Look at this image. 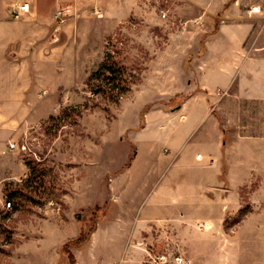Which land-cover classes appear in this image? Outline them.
<instances>
[{
  "label": "rangeland",
  "instance_id": "obj_1",
  "mask_svg": "<svg viewBox=\"0 0 264 264\" xmlns=\"http://www.w3.org/2000/svg\"><path fill=\"white\" fill-rule=\"evenodd\" d=\"M16 1L0 0V146L18 141L11 149L26 166L0 157V264H77V254L84 264H154L161 253L175 264L174 252L196 264L179 229L166 228V243L154 244L146 228L133 232L134 217L160 211L157 202L167 196H192L181 183L213 175V168L187 162L207 123L187 135L181 104L200 90L207 39H225L245 25L252 36L244 48L258 44L264 16L249 9L259 0H38L39 8L29 0L31 11L14 17ZM63 6L72 13L57 23L54 12ZM107 52L126 68L122 95L93 89ZM234 94L221 123L263 132L264 103ZM20 96L30 103L25 114L8 102ZM199 108L193 103L188 116ZM11 190L20 193L11 197ZM173 204L169 211L184 205ZM245 216L226 215L224 232L236 233ZM99 225L92 251L86 246ZM188 240L198 246V233ZM217 250L216 241L204 244L208 257Z\"/></svg>",
  "mask_w": 264,
  "mask_h": 264
},
{
  "label": "crops",
  "instance_id": "obj_2",
  "mask_svg": "<svg viewBox=\"0 0 264 264\" xmlns=\"http://www.w3.org/2000/svg\"><path fill=\"white\" fill-rule=\"evenodd\" d=\"M258 3L264 9V0H259ZM36 5L39 8L38 0ZM255 13H261L264 16V11ZM247 30L244 25L240 30L238 29L237 33L230 32L225 39H221L218 35L215 36L218 38L206 40V53L197 67L199 76L197 82L195 81L200 90L188 95L181 104L183 111L179 114L181 117L179 119L183 123L188 122L187 135L189 130L194 131L207 123L198 138V147L189 153L187 162L192 161L198 168L211 167L213 175L181 183V185L185 184L192 196L187 197L183 194V196H167L163 203L157 202L158 207H162L160 211L149 212L143 217H134L133 232L137 233L146 228L152 236L149 241L154 244L166 243V237H164L166 228L171 226L179 229L183 243L188 242V245L195 249L194 252H190L196 264H264V253L262 254L264 249V131L245 132L240 131L239 128L232 131L220 121V116H228V100L233 93L239 98L264 103V26L255 35L258 44L255 43L250 48H244L243 45V42L250 40L252 36ZM216 40H226L229 48L224 46L221 50L216 49ZM232 46L236 49L232 50ZM226 51H228L227 54L223 55ZM233 86L235 91L230 93ZM217 89L226 90L225 93L229 96L225 98L218 96ZM8 102L18 105L23 114L26 113V106L30 104L24 100L23 96L12 97ZM193 103L200 107L195 117L188 116L187 112ZM12 120H9V125L14 124ZM240 123L238 124L240 126L248 125L244 122ZM250 124L253 123H249L248 126H251ZM3 146L5 147L0 146V157L3 155L17 157L20 165L26 166L17 152L10 148L9 143ZM198 154L201 155L198 157ZM244 192L247 193V197ZM246 198H248V204L245 205ZM179 200L184 203L179 211H169L172 206H175L173 202ZM248 205L250 209L242 213V207ZM237 212L246 213V216L236 228V233L224 232V218L228 214ZM208 221L211 223L208 224ZM200 222H204L203 227L199 226ZM198 226L200 228H197ZM100 228L101 225L94 231L87 248L92 250V243ZM220 230L224 233L223 236L218 234ZM155 231L162 232L163 235L155 238L153 236ZM195 231L198 233V246L188 240V234ZM211 240L216 241L218 250L208 257L204 251V244L210 243ZM228 246L232 250L225 251L224 248L227 249ZM83 248L85 247H78L81 251ZM249 251L261 253V256L252 259L250 255L246 256ZM77 255V264H84L80 254Z\"/></svg>",
  "mask_w": 264,
  "mask_h": 264
},
{
  "label": "trees",
  "instance_id": "obj_3",
  "mask_svg": "<svg viewBox=\"0 0 264 264\" xmlns=\"http://www.w3.org/2000/svg\"><path fill=\"white\" fill-rule=\"evenodd\" d=\"M125 67L120 64L117 60H115L112 56L111 52H107L106 58L100 64L99 69L93 73V76L98 79L97 82L94 83V91L98 92L100 90H109L110 92H116V95H122L126 85H123L122 82L125 81ZM30 160H28V163ZM16 190H11L8 194L11 197L16 195ZM11 200V199H10ZM13 203V201L11 200ZM247 207L243 206L241 212L244 213ZM78 239H81V236H78ZM63 249L69 252V242H65L63 245ZM70 255H73L70 253Z\"/></svg>",
  "mask_w": 264,
  "mask_h": 264
},
{
  "label": "built area",
  "instance_id": "obj_4",
  "mask_svg": "<svg viewBox=\"0 0 264 264\" xmlns=\"http://www.w3.org/2000/svg\"><path fill=\"white\" fill-rule=\"evenodd\" d=\"M94 10L99 14L103 15V9L102 7H95ZM251 12H263L264 9L260 3H254L251 5L250 9ZM31 11V2L29 0H19L16 1L12 4L10 13L14 17H20L23 16L24 14H27ZM72 13V9L68 7H61L59 9H56L54 12V20L57 21V23H63L67 20L69 14ZM10 148H14L15 146L19 145L18 141H12L9 143ZM25 147V144L22 145ZM201 154H198V157ZM7 204L10 206L12 204L11 200L7 202ZM175 264H191L190 258L187 256L183 255L181 252H174L172 255ZM155 263L154 264H167L169 261H171V258L169 254L166 253H161L158 254L155 257Z\"/></svg>",
  "mask_w": 264,
  "mask_h": 264
}]
</instances>
